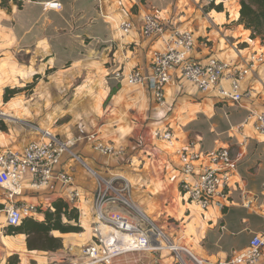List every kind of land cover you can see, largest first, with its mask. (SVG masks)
<instances>
[{
  "label": "crops",
  "instance_id": "crops-1",
  "mask_svg": "<svg viewBox=\"0 0 264 264\" xmlns=\"http://www.w3.org/2000/svg\"><path fill=\"white\" fill-rule=\"evenodd\" d=\"M45 1L0 0V73L6 69L14 81L31 82L24 97L8 92L13 85L3 86V102L10 104L0 115L16 124L1 127L0 151H23L40 137L38 128L49 129L61 141H73L56 166L72 176L73 184L66 187L52 181L36 189L25 180L21 195L14 200L17 205H36L33 218L41 221L55 200L71 204L66 198L68 188L81 192L74 206L80 213L82 231L51 232L61 238L62 247L43 257L42 264H48L52 255L78 256L81 245L90 242L96 223L97 178L111 181L112 188L125 198L115 204L117 211L135 216L132 209H141L173 242L194 249L193 254L211 264L242 252L254 234L264 233V221L242 214L236 223L235 216L237 209L264 215V136L251 128L240 132L235 128L249 111H264V80L253 73L242 85L253 91L238 104L198 91L174 72L164 86V102L159 103L146 85H131L125 78L134 68L149 75L153 52L163 49L164 35L145 37L140 33L144 13H156L164 23L192 31L191 57L203 64L242 60L249 51H264V42L251 39L250 31L238 22L239 3L216 0L210 7L204 0H99V8L96 0H60L61 8L53 10L44 9ZM110 18L130 20L132 31L118 35ZM34 75L38 77L32 81ZM8 95L10 100L5 99ZM165 129L173 133L171 145L153 137L155 130ZM89 135L95 139L88 140ZM190 142L200 152L229 146L237 159V173L228 185L229 204L222 210L211 206L194 211V203L185 200L179 189L177 150ZM97 143L111 145L114 153L102 154L95 148ZM124 180L127 189H123ZM0 203V216H5L8 200L2 187ZM161 215L181 220L176 233L172 231L174 222L167 227L155 220ZM4 227L0 225V242L9 248L7 256L16 255L13 264H21V251L29 250L26 235H9ZM163 250L127 252L111 264H176L173 255Z\"/></svg>",
  "mask_w": 264,
  "mask_h": 264
},
{
  "label": "built area",
  "instance_id": "built-area-1",
  "mask_svg": "<svg viewBox=\"0 0 264 264\" xmlns=\"http://www.w3.org/2000/svg\"><path fill=\"white\" fill-rule=\"evenodd\" d=\"M96 1L100 8L99 0ZM215 1L204 0V5ZM233 1L239 3L240 0ZM43 7L58 10L61 2L48 0L43 2ZM110 19L120 36L129 34L133 29L130 20ZM140 33L145 37L164 35L163 49L153 52L149 75L144 76L134 68L125 73V78L128 84L146 85L159 103L164 102L163 89L174 72L198 91L212 92L222 101L238 104L253 91L242 88L253 73L264 80V51H249L242 60H211L204 64L197 62L191 57L194 47L192 31L164 23L156 13L142 15ZM236 51L240 53L239 49ZM249 128L257 135L264 136V111H249L235 131ZM37 130L40 137L30 142L23 151H0V187L5 190L8 200L5 206L6 226H18L24 218L33 217L38 210L36 205H17L14 201L21 195L25 180L36 189L47 186L52 181H58L66 187L73 184L69 173L56 170L61 156L69 151L73 141H61L49 129ZM153 137L171 145L173 133L170 129L155 130ZM87 139L95 138L94 135H89ZM95 148L105 155L115 151L111 145L102 143H97ZM177 152L181 161L178 184L185 200L202 210L211 206L224 209L229 204L228 185L237 173V159L231 155L230 147L220 146L200 152L193 149L190 142L187 148ZM96 186L93 202L96 223L91 228L90 242L81 245L78 256L52 255L48 257V264H111L114 258L127 252L163 249L173 255L176 264H211L193 254L187 247L173 242L167 233L141 213L131 216L117 211L115 204L120 200L123 202L125 198L112 188L111 181L97 178ZM127 187V181L124 180L123 189ZM80 197L79 190H66V198L71 205L76 206ZM245 205H249V202ZM213 264H264V233L254 234L242 252Z\"/></svg>",
  "mask_w": 264,
  "mask_h": 264
},
{
  "label": "trees",
  "instance_id": "trees-1",
  "mask_svg": "<svg viewBox=\"0 0 264 264\" xmlns=\"http://www.w3.org/2000/svg\"><path fill=\"white\" fill-rule=\"evenodd\" d=\"M212 4L208 6L212 7ZM219 9V6L214 7ZM238 22L250 31V38H258L264 42V0H240ZM38 75H34L35 80ZM8 92L14 93V89ZM5 97V99L9 98ZM3 204L0 203V209ZM77 208L63 199L52 203V209L44 211V219L39 221L33 217L24 218L18 226H7L6 233L26 235V247L29 250L55 251L62 247L60 237L53 236L51 232L78 233L82 231ZM14 263V261H10Z\"/></svg>",
  "mask_w": 264,
  "mask_h": 264
},
{
  "label": "rangeland",
  "instance_id": "rangeland-1",
  "mask_svg": "<svg viewBox=\"0 0 264 264\" xmlns=\"http://www.w3.org/2000/svg\"><path fill=\"white\" fill-rule=\"evenodd\" d=\"M142 2H144L143 0H142ZM214 5H212V7H213ZM206 17H207V14H206ZM195 44V43H194ZM194 48V47H193ZM13 76V74H11V73H9V71H7L6 69H4V71L2 72V74L0 73V86H1V84H3L1 87H0V113L5 109V108H9V104L10 103H8V104H6L5 102H3V95H4V88H3V86L6 84V85H13V89H14V95H13V97H15V96H21V97H24V95L25 94H27L28 92H30V87L29 86H27L29 83H31V82H27V81H25L24 79H21V80H16V81H14L11 77ZM15 76V75H14ZM47 78V77H46ZM45 77H44V79H46ZM47 80V79H46ZM32 81H33V79H32ZM12 98V97H11ZM9 100H10V98H9ZM8 100V101H9ZM10 102H12V101H10ZM13 103V102H12ZM25 103H23V105H24ZM14 124H16V123H14L13 122V120H11V119H8V118H6L5 116H1L0 115V129H1V127H4L5 126V128L7 129V127L9 126V125H14ZM180 189V188H179ZM191 206H193L192 208H193V210L194 211H197V212H199V211H201L202 212V209H200L199 207H197L196 205H191ZM136 209V208H135ZM236 209V208H235ZM141 210V209H140ZM140 210H133L132 209V214L133 215H135V216H138V214H142L143 215V212H141ZM148 214V213H147ZM243 214V216H245V217H248L249 219H257L258 221H260L261 223H263V219H264V215H254V214H246L245 212H243L242 213V210L241 209H237V213H236V223H239L240 222V218H241V215ZM145 215V214H144ZM150 217H152L153 218V216L151 215V214H148ZM263 218V219H262ZM157 222H160V223H166L167 224V227L169 226V224H171L172 222H174L173 223V227H172V231H173V233H176L175 232V230H176V225L179 223V222H181V220L179 219V218H176V217H173V216H164V215H161L160 216V218H158V219H155ZM154 222V221H153ZM155 223V222H154ZM0 225H4L5 227L4 228H2V230L4 231V232H6V230H5V228L7 227L6 225H5V216L3 215V214H1V216H0ZM85 231H87V233L89 234L90 233V227H89V225L88 224H85ZM169 230V229H168ZM5 234V233H4ZM171 236V235H170ZM80 237H85V236H83V235H80ZM79 240L81 241L80 243H82L83 242V239H80L79 238ZM175 241L176 242H178V243H183V241L181 240V239H179V238H177L176 239V237H175ZM84 243V242H83ZM0 246H2V248H4L3 250H1L0 251V264H9V261H11L12 259H14V257L16 256V255H10V256H7V254H6V252H7V250L9 251V248L7 247V246H5V245H3V244H1V242H0ZM2 248H0V249H2ZM165 250V249H164ZM163 250V251H164ZM190 250V249H189ZM27 251H29V250H27ZM27 251H21V253H22V255L20 256L21 257V261H22V263L21 264H36V262L35 261H33V260H31V258H33V256L32 255H34V257L39 261V263L40 264H42V262H45L46 261V258H43V257H46V256H48L49 255V253L51 252V251H42V250H37L36 252H34V253H28ZM191 251V250H190ZM192 251L194 252V249H192ZM191 251V252H192ZM46 252V253H45ZM167 252V250H165L164 251V253H166ZM192 252V253H193ZM168 253V252H167ZM3 255H4V257H5V262L4 263H2V258H3ZM199 256V255H198ZM7 257V258H6ZM27 259H29V263H28V260ZM20 261V259H19V262H21Z\"/></svg>",
  "mask_w": 264,
  "mask_h": 264
},
{
  "label": "bare ground",
  "instance_id": "bare-ground-1",
  "mask_svg": "<svg viewBox=\"0 0 264 264\" xmlns=\"http://www.w3.org/2000/svg\"><path fill=\"white\" fill-rule=\"evenodd\" d=\"M105 231L107 230V228H105V227H102Z\"/></svg>",
  "mask_w": 264,
  "mask_h": 264
}]
</instances>
